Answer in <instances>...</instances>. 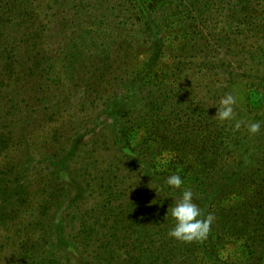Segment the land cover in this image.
I'll return each instance as SVG.
<instances>
[{
    "label": "trees",
    "instance_id": "obj_1",
    "mask_svg": "<svg viewBox=\"0 0 264 264\" xmlns=\"http://www.w3.org/2000/svg\"><path fill=\"white\" fill-rule=\"evenodd\" d=\"M127 1L134 25L155 41L145 69L127 68L123 92L111 100L114 138L127 156L67 159L49 153L39 156L43 168L37 175L24 174L25 164L36 159L33 153L26 157L20 149L17 159L7 160L10 166L0 170V264L3 257L5 264H58L57 258L70 256L74 264H264V0H162V15L174 19L165 21L146 0ZM225 5L229 14L222 16L218 11ZM33 8L32 0L26 5L0 0V42L11 36L4 30L16 26L18 18L33 16ZM204 17L214 22L205 30ZM168 36L179 40L178 56L172 65L158 66L153 61ZM81 38L71 58L94 64V55L81 44L87 35ZM122 57L126 64V51L115 55L106 45L97 54L99 73ZM243 71L255 80L242 90L253 115L250 123L262 126L259 133L248 131L254 143L250 153L239 155L245 137L215 113L222 91L233 88ZM223 124L231 126L233 156H226L230 151L222 146ZM136 131L141 140L133 149L129 142ZM3 145L0 141V149ZM167 153L181 155L177 164L164 168L179 173L181 189L164 185L173 173L156 169L157 159ZM184 188L192 190L205 216L214 215L202 241L168 234L174 226L169 210ZM230 246L242 252L240 260L221 257Z\"/></svg>",
    "mask_w": 264,
    "mask_h": 264
},
{
    "label": "rangeland",
    "instance_id": "obj_2",
    "mask_svg": "<svg viewBox=\"0 0 264 264\" xmlns=\"http://www.w3.org/2000/svg\"><path fill=\"white\" fill-rule=\"evenodd\" d=\"M27 1L22 0L25 5ZM32 1L33 16L18 18L16 26L4 30L11 36L5 43L4 39L0 42V137L4 138L0 140L4 143L0 149V170L10 166L5 163L7 160L17 159L20 149L28 152L26 157L32 156V153L36 156L32 162L25 164L26 175H37L43 168L39 156H52L49 153L67 156V159H72V156H127L114 138L115 126L112 120L115 113L111 100L116 93L123 92L121 88L125 84V75L129 74L125 72L127 68L132 71L145 69L153 56L154 39L138 23L134 25L131 3L127 0ZM145 4L153 9V14L162 16L159 19H170H166L162 15L165 11L159 9L162 0H146ZM218 12L222 16L228 15L229 7ZM146 18L153 20L152 15ZM204 20V30L206 26L214 24L208 17H204ZM86 35L87 38L81 44L88 47V53L94 55V64L92 61L85 62V57L84 60L71 58L72 47L79 40H84L81 36ZM208 40H211L210 37ZM106 45L112 47L115 55L126 51V64L122 57L115 60L110 69L107 68L108 71L106 69L99 73L103 67L97 61V54ZM178 45L179 40L168 36L157 60L153 62L156 65H172L178 56ZM238 60L236 56L232 57L233 62L237 63ZM105 63H108L107 60ZM63 67H66L65 70ZM223 75L228 78L226 74ZM54 77L58 81L51 84L50 80ZM254 81L249 72L243 71L242 76L239 74L235 77L233 88L228 86L229 91L223 90L221 97H218L220 101L230 93L237 99L233 106L234 114L241 120L235 118L227 121L243 123L239 131L245 137V145H239L243 148L238 151L239 155L245 154L247 149L250 153V147L254 143L248 134V125L253 115L245 106L246 95L242 93L243 86ZM150 89L149 83L146 92L151 91ZM14 104L18 109L12 107ZM262 117L264 118V111ZM220 127L222 146L230 151L226 156H233L232 152L235 150L231 126L223 124ZM140 137V131L131 135V148L137 149ZM260 149L264 152V145ZM176 156L181 155L167 153L160 156L156 169L173 173L172 169L164 168L173 167L178 160ZM26 157L21 158L24 160ZM239 256H242V252L231 246L221 253V257L232 261L240 260ZM11 258L9 253L7 261ZM70 258H57L58 264L76 263L71 256ZM2 262L1 264H5L4 257Z\"/></svg>",
    "mask_w": 264,
    "mask_h": 264
},
{
    "label": "clouds",
    "instance_id": "obj_3",
    "mask_svg": "<svg viewBox=\"0 0 264 264\" xmlns=\"http://www.w3.org/2000/svg\"><path fill=\"white\" fill-rule=\"evenodd\" d=\"M237 99L232 94H226L219 101L216 109V117L220 121H232L235 119L234 105ZM261 122H253L248 125V131L252 134L259 133ZM240 122L234 124V128L239 130ZM184 180L179 173L169 175L164 180V185L171 189H181ZM162 190V189H161ZM165 198H168L166 195ZM174 226L169 230V236L184 242L202 241L207 238L214 220V215L209 213L206 216L202 209L194 202V194L191 189L184 188L176 202L169 210Z\"/></svg>",
    "mask_w": 264,
    "mask_h": 264
}]
</instances>
